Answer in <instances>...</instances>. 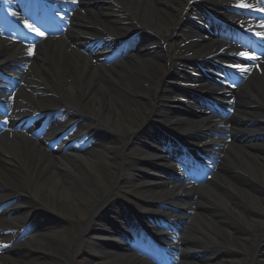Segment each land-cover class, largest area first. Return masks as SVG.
<instances>
[{
    "label": "bare ground",
    "instance_id": "1",
    "mask_svg": "<svg viewBox=\"0 0 264 264\" xmlns=\"http://www.w3.org/2000/svg\"><path fill=\"white\" fill-rule=\"evenodd\" d=\"M185 2L83 0L84 14H75L65 37L55 46L38 47L22 77L25 88L44 94L52 105L48 109L66 107L71 119L82 122L74 136L56 144L51 130L37 140L20 131L0 135V203L12 200L0 214L2 224L15 230L35 215L37 222L43 219L37 233L17 246L19 254L0 257V264L133 263L132 253L120 246L104 251L116 237L108 220L123 211L119 195H128L126 203L138 209L140 202L157 201L162 198L158 191L168 189L150 168L155 160L164 166L159 153L146 146L149 136L157 135L154 124L167 133L182 126L181 116L167 108L180 106L168 81L173 67L168 53L180 36L187 41V57L210 54L216 47L182 22L188 11ZM138 30L149 34L148 44L140 45L153 47H138L118 66L103 65L96 52L82 53L84 33L123 38ZM197 37L203 43H193ZM17 50L0 43V67ZM37 98L22 86L13 111L36 107ZM236 109L229 121L233 136L224 142L225 158L213 179L197 187L177 186V192L197 197L178 200L188 210L196 205L182 239V250L192 255L187 264H264V137L252 139L264 135V61L238 91ZM208 119L201 115L194 128L210 127ZM77 213L80 222L73 229L69 224ZM68 230L73 232L70 237ZM199 251L205 256L194 258Z\"/></svg>",
    "mask_w": 264,
    "mask_h": 264
},
{
    "label": "rangeland",
    "instance_id": "2",
    "mask_svg": "<svg viewBox=\"0 0 264 264\" xmlns=\"http://www.w3.org/2000/svg\"><path fill=\"white\" fill-rule=\"evenodd\" d=\"M143 87L146 89V90H149L150 89V87L148 86V84H143ZM147 92V91H146ZM118 197H120V199H117L119 202H121L122 203V201H125L126 199H127V197H126V195L125 194H121V195H119ZM121 198H122V200H121ZM80 214H75V217H76V219H73V222L71 223V224H69L70 225V227L71 228H78V222H80V216H79ZM53 221H51V222H61L60 220H54V219H52ZM40 221V219H38V222ZM41 221L43 222V219H41ZM40 221V222H41ZM38 222L36 221V224H35V227H34V229H33V232H35V233H37V231L39 230V226H40V222H39V224H38ZM57 222V223H58ZM72 234H73V232H71L70 230H68V236L70 237V236H72ZM53 247H54V245H53ZM15 251V250H14ZM4 255V254H3ZM3 255L2 256H0V257H3ZM8 257L11 259V258H14L13 257V254H11V252H9L8 254ZM0 259H3V258H0ZM30 259V261L32 262V261H42L41 260V258H39V259H37V260H35V259H33V258H29Z\"/></svg>",
    "mask_w": 264,
    "mask_h": 264
},
{
    "label": "snow or ice",
    "instance_id": "3",
    "mask_svg": "<svg viewBox=\"0 0 264 264\" xmlns=\"http://www.w3.org/2000/svg\"><path fill=\"white\" fill-rule=\"evenodd\" d=\"M241 7H251L250 5H246V4H241L239 5ZM25 26L32 32H35L36 34L38 35H43L42 32H40L37 28H34L32 25L30 24H27V22H25ZM258 36H260L262 39H264V33H257ZM252 59H255V57H250ZM236 67H239V66H236ZM239 70L241 71H246V69H243V68H240Z\"/></svg>",
    "mask_w": 264,
    "mask_h": 264
}]
</instances>
